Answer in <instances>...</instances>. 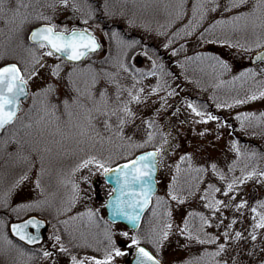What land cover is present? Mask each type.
Masks as SVG:
<instances>
[{
    "label": "rangeland",
    "instance_id": "374dc122",
    "mask_svg": "<svg viewBox=\"0 0 264 264\" xmlns=\"http://www.w3.org/2000/svg\"><path fill=\"white\" fill-rule=\"evenodd\" d=\"M38 1L41 2L42 0H37V2ZM195 1L197 3V0ZM16 2L17 0H11L12 7L16 6ZM24 2L30 3V0H24ZM75 2L80 5V7L75 10L72 7H65L64 5L59 3L55 8H53V11H47V13H49L54 22L58 25H67L69 28H71L73 26H76L77 22H82L83 27H91L94 30L95 34L104 43V48L101 52L92 56L94 58L90 57L87 60H91V62H96L102 65L105 64L106 56L107 59L108 57L111 58L113 65H116V63H118V61L113 58L112 54L111 56H109L110 53L108 54L110 39H114L115 41V37H110L109 35L105 34L107 33V29L105 27L107 25L104 24L111 23L109 17L114 19V23H116V25L127 23L125 24L127 26V32H140L144 35V38H146L147 42L156 41V43L160 45L159 47L163 51V55L161 56V59H158L156 57L157 63H163V65L165 64L167 70H163L161 72L160 78H158L159 75L155 77H148V82L143 83L142 86V88L144 89L143 93H141L143 94L142 100H140L139 102H135L133 106L137 111H142L145 109L144 111H146L147 113L154 114L159 118L165 117L164 110L170 108L171 104H175V102L177 103L180 96L179 94H177V96H175L176 94H170L172 90L171 86L164 88L163 91L159 93L153 92L152 86H155L157 84L160 85L161 80L164 77L163 75H165L167 72V76H170V73H172V69L169 70L168 67L170 66L174 58H178L179 55L175 56V52L172 51V47H164V44H166L165 37L160 36V34L157 32V29L162 25H165V23L173 22V18L179 11L181 0H107L108 8L106 13L109 17H103L101 14L103 12H99L96 13V17L102 22H98L97 20L90 21L89 18L87 24H85L83 19L81 18L88 17V5L90 3L86 0H75ZM103 2L104 0L98 1L96 3L97 5H95L93 8H95L96 11H102L101 9ZM35 6L38 7L37 4H35ZM35 6L34 3H32L27 11H34ZM80 9L81 11H78ZM191 10L192 6L190 5V9L185 15V20H191L193 22L194 19L190 12ZM199 15L200 13L198 12L197 17L194 21L199 19ZM4 17H8V19H5ZM129 18L131 20V23H129ZM132 22H135L134 26ZM139 22H147L149 24H146V27H141V24ZM150 23H154L155 25H157V28L155 26L153 29L147 28L148 26H150ZM251 23L252 21H249L247 27L238 26L235 28H233V26L229 24V27L226 28L224 35L227 37H233L235 36V33L238 32V36H241V39L245 43H251L257 37V35L253 36V27ZM20 25V16L13 17V14L11 12H0V28L4 27L9 31L7 39L4 42L0 43V45L4 46H0V58H4L6 55H17L21 58V60L26 62L28 58L31 57L32 51L25 45ZM12 28H15L14 30L17 31L13 32ZM262 31H264V29L259 30L258 33H261ZM147 33H150L151 36L148 37ZM196 39L197 38L193 39V37H191L190 41L189 38L186 40L190 42V44L188 42H185V47H187L188 51L182 52V58L181 60H178L180 62H184L186 60V55H190L196 52L204 54L203 57L201 56V64L205 68H207V70L204 74H202L201 83H204L201 85L202 87L205 86L206 83H210L212 78L211 72L213 73V71L210 70L209 66L207 65V61L208 64H210L214 60H211L208 57L219 56L228 61L229 67L227 69H224L220 65L215 63L218 67V72L217 75L213 78L216 83L218 81L220 82H218L217 84L215 83L217 88L212 89L209 93L206 92L205 95L204 92L201 91V95L210 97V100L212 102L215 101L214 105L218 108L219 112L225 113L224 116L227 118V120H229L230 118H234V121H236L237 124L239 123L240 126L238 125L237 129L238 138L244 137V139H247L249 142H252V140H254L257 145L261 146L264 149V115H261L264 114V97L257 96V98L254 100H248L246 99V96L243 95L244 98L242 97L241 99L245 100V103L232 104L231 102H229V97L233 96V91H235L233 89L236 85L237 87H239V89H243L247 85L248 87H251L252 84L255 88L258 85L260 87L259 89H261L260 91H264V83L263 85L261 84L262 81L264 82V65L253 67L250 64V56L257 49L253 48L250 51H246L243 48L232 47L228 44H221L217 42L212 43L207 42L204 39H202V41ZM121 47H123V45ZM115 48L118 52L116 56L117 58L119 56L120 50L117 48L116 43ZM190 50L193 52H190ZM143 51L144 48L141 50L138 49L133 52V54H131L132 56L130 58L128 57L129 63L131 66L137 67L138 69H151L153 55L149 53L148 56H145L143 55ZM42 53L44 57L42 63L44 64V66L40 69L39 76L33 77L28 81L30 89V95L28 98H37V96H34L33 93H35L37 89L43 88L48 82L55 81V83L59 84L61 83L60 81H62L59 80L61 79L60 77H53L51 75V72L49 73L48 71L49 69H51V66L53 64L60 63L63 60L58 57L47 56L45 49H43ZM166 56L168 57V59H165ZM183 65V63L178 65V72L184 70ZM86 66L82 67V69L86 68ZM171 68L173 67L171 66ZM248 68L255 69L256 74H248L241 77L240 73ZM173 69L175 71L177 67ZM66 70L67 72L70 71L71 67H64L62 76L66 72ZM223 71L224 75L227 74L225 78H217ZM233 77L239 78L233 80ZM85 78H87L86 72L82 73L79 76V79L81 80ZM173 84L174 79L172 85ZM254 90V93L259 92L258 87ZM193 92H195V89L194 91H192L189 86L182 87V91L180 92V94H186L183 103H181L182 109L184 110L183 112L180 111L178 115H176V113L174 112L175 119L173 123H168V143L163 145L165 151H163L159 157L160 170L158 176V194L165 197L168 201L166 210L168 213L169 209L171 210L170 220L173 225V227L169 230L168 238L162 242V246L158 250L160 251V256L164 259L165 264H182L194 253L192 252L191 248H187L185 246V241H181L182 237L180 235V229L183 227L184 220L190 213L187 208L186 201L180 202L177 200H173L171 199L168 192L169 187L172 186V178L176 176V165L177 163H179L180 157L185 155L186 153L198 154L202 157L206 156L204 157L206 160L208 157H211L213 161H216L217 165L221 167H225L228 162L232 161V159L238 158L233 150V140H235V137L231 130L233 128V124H224L223 118L214 114V116L220 117V119H202V117H200L197 112L193 111L192 106L189 105V95H195ZM149 93H151L152 96L147 98ZM97 95L99 94L97 93ZM169 96L173 98L169 102H167L165 98L168 99ZM220 104H232V106L218 107L217 105ZM37 106H39V103L36 104V107ZM40 106L41 107L38 108L40 110L39 113L31 118L33 120V122L31 123L33 129L30 132L24 135L21 134V132L19 131L20 129H16L12 130L13 132L9 136L6 135L4 137H1L0 139V200L3 199L5 193H8V200L11 204L10 206L15 207V205L17 204L30 202L36 199H44L47 201L49 213L51 215H54L56 214V211L52 206L53 201L62 202L67 198V196H75V202H73L72 199L71 203L66 205V208L62 212L63 214H70L71 217H75L77 213L86 212L87 209H93L96 214H99L100 218L104 217V215L106 217L104 204L106 203L107 198L113 190L104 181V172L99 170L96 165L91 164L87 167L79 168L78 172L75 173V182L79 185L80 188V191L77 194L73 191L72 184L65 182V175H69L74 166L78 164V158L69 157V159H66L65 156H61L62 153L60 151L63 150L64 154L69 153L72 150L74 152L84 151L86 154L90 152H97L99 151V149L97 148L100 147V143L102 142L91 140L93 138V135L91 133H89L88 136L85 137V141H83L84 137L76 135L79 129L74 128L68 124V117L64 119L65 125L62 129L57 124H54L55 114H49L45 116L42 110V105L40 104ZM161 108L162 112L160 111ZM34 111L35 110H33V112ZM31 112L32 108H30V103L27 102L22 106L20 116L24 117ZM238 113H255V115L238 116ZM77 115L81 120L84 119V114L82 112L79 111ZM102 116L103 115H99V119L96 120V124L99 125V127L94 128V131L101 132V135H105V141L109 142V137H111V135L109 130L104 128L105 119ZM118 116H122V114H118ZM118 116H116L115 118H111H114L115 121L119 122ZM41 117H43V119H41ZM27 120L23 121V124H27ZM242 124L243 127H241ZM133 128L135 130H139L137 132L138 137H136L135 140L137 143L147 139V134H144V130L142 129V127H140L139 125H132V129ZM205 129H207V131H205ZM42 132H44V134H39ZM152 143L153 142H150L143 146L147 147ZM93 146L94 148L93 150H91ZM169 146H171L170 150ZM75 147H79V149L76 150ZM129 150L131 149H128L127 151ZM30 151L33 152L34 160L36 163L33 168V164L30 163ZM40 154L43 157V162L41 163L45 168V172L41 176V187L44 189L43 192H41L40 188H38L35 184V179L38 175H40L39 170L42 165L39 160ZM64 169L67 170L65 174L63 173ZM25 173H27L28 178L20 183H17L19 177ZM85 176H87L88 179H83V177ZM94 178H97L96 182H94ZM231 179L232 176L229 172V180ZM255 180L256 179H254L253 182L254 185L257 186V195H259L260 197V195L264 194V179L257 178V180ZM251 182L252 181L248 182L246 188L239 187L240 191L235 193L234 199H231L233 194H220L219 199L223 200L225 204L235 205L239 203L241 199H244L246 197L248 189L251 188ZM253 195L254 194H252L251 197H255ZM161 203L164 204L163 201ZM33 209L35 208H30V210ZM9 210L11 211V208H9ZM28 210L29 209L21 210L18 213H20V216L23 217L24 215H26V212ZM210 214L209 218L213 221V223L209 226L210 231L214 232L225 243H230L231 240L235 242L236 240H239L244 236V243H242V240L240 239L241 244L245 247H248L249 236L252 235L249 229L251 212H248L244 205L239 209L231 206L226 209L222 207L221 209L217 210L215 217H213L212 215L210 216ZM233 217L236 218L235 223H233ZM0 219L3 220V223H0V264H17L14 263L13 257L16 256V253L22 255L24 252L23 250L19 251V248L17 247L13 248L10 246L11 244L14 245L13 242H9V238L7 235L6 227L10 218L5 215L0 216ZM152 223L150 222V224ZM217 224H219L218 227ZM225 228L228 229V234L230 237V239L228 240H225L224 237ZM106 230H111L113 232V238L116 241V245L121 247L122 249H125L124 255L115 257V264H129L133 255V249L135 247L131 244V238L139 234H134L127 227L121 224L108 225V227H105V233ZM237 231L242 233L240 238H236ZM124 232H128L129 236H124ZM231 244L233 243L231 242ZM105 248L111 250L110 242L107 238L105 241ZM113 255L115 256L114 253ZM55 256L57 255L52 254L51 256L45 257L44 264H60L58 262L59 257L61 259L66 258L62 255H59L58 258ZM71 256L72 255H67L69 259L71 258ZM86 264H94V262L86 261ZM105 264H113V262L107 261L105 262ZM230 264L233 263L230 262Z\"/></svg>",
    "mask_w": 264,
    "mask_h": 264
},
{
    "label": "snow or ice",
    "instance_id": "6c2138e0",
    "mask_svg": "<svg viewBox=\"0 0 264 264\" xmlns=\"http://www.w3.org/2000/svg\"><path fill=\"white\" fill-rule=\"evenodd\" d=\"M59 3L65 7H72L74 10L79 8L80 5L75 2V0H59ZM247 3V0H229V3L225 7V11H229L233 8H238ZM53 7L55 5H52ZM30 7V3H25L24 0H17L16 6L12 7L11 0H0V12H11L13 17H21V25L23 28L25 24H30L33 21H49L47 23H40L39 26L33 27L30 30V41L33 45L38 46L41 49L46 50V55L49 57H63V61L60 63H55L51 66L50 72L53 77H61L62 71L64 68V63L77 65L71 68L70 71L66 73V79H63L61 83L65 87V94L61 96L60 94V84L55 82L47 83L43 88H39L33 93L34 96L40 97L43 96L41 101L42 110L45 116L49 114H55V119L57 122L61 120L63 115H67L68 124L74 128H78L79 131L76 135L80 137H86L89 133L99 138V134L94 131L95 127H99L96 124L97 116H105L104 127L111 129L115 127L112 124L111 117L116 115L119 111H123V116H118L119 127L117 128V135L124 136L123 126L128 123V117H135V113L132 111L129 106L131 100L140 101L142 99L140 93H143L144 89L140 88L139 92H135L132 89H129L130 100L121 101L117 107H109L108 99V89L101 88L99 90V95H97L96 86L100 83V72L93 68L91 64H88L86 68L82 69L78 65L83 63L84 59L92 56L95 52L102 48V44L95 34L94 30L91 27H79L73 26L69 28L67 25H58L53 21L51 16H45L42 12L37 11L34 13H28L27 9ZM213 9L219 8V4H213ZM89 16L82 17L84 23L87 24L89 18H94L96 16V9L92 7L91 4L88 5ZM108 4L107 0H104L102 9L107 11ZM208 8L205 7L202 0H197V3L193 6L192 16L195 20L197 13L199 12V21H202L205 18V14L208 12ZM186 14V4L184 0H181L179 11L177 17H181ZM259 14V15H257ZM8 19V17H4ZM249 18L252 19V27L264 29V0H256L255 5L250 11L237 12L231 17L221 18L216 20L213 24L209 25V28L205 30L204 33H201V37L205 36V33L210 32L217 25L230 23L233 28L235 27H247L249 24ZM197 24H193L190 20L188 24L184 25L185 35H191L192 31L196 29ZM131 23V21H129ZM110 37H115V43L119 51V56L116 58L120 68L127 70L133 74L135 79H143L144 75L148 76H157L161 75V72L164 68L163 63H157L156 54L153 53L152 59V68L151 69H136L135 71L129 66L127 58L129 57L130 50L134 51L138 46L141 45V41L137 39H128L123 36L119 30H115L111 33H105ZM178 35V33H174ZM217 43L228 44L231 43L227 39H217ZM172 43L171 40L168 43L164 44L165 48H168ZM123 45V47H121ZM237 48H243L246 51H250L253 48L264 49V31L257 35L256 39L251 43L244 44H235ZM34 50V49H33ZM173 52H176L177 49L173 48ZM149 50L147 46H144L143 55L148 56ZM204 54L198 53L197 56H203ZM253 57L264 63V51H259L252 54ZM211 60H214L216 64L220 65L222 68L227 69L229 67L228 61L219 56H209ZM190 59V57H186ZM43 56H36L33 58L32 65L27 71V75L21 70L20 66L16 63H8L0 67V131H3L6 126H11L15 124L20 117L18 113L21 111V97L27 98L29 95L28 92V81L33 77L39 76V71L43 68L44 64ZM87 73V78L81 80L79 76L82 73ZM108 76L110 82L119 83L116 80L111 78L116 75V73L108 72L104 70ZM248 74H256L255 69L248 68L240 73V76L243 77ZM239 77H233V80L238 79ZM160 90V85L157 84L152 86V91L157 92ZM119 89L117 90V96L120 95ZM171 95H175V91L170 92ZM259 97H264V91H259L258 93H253L248 96L246 99L254 100ZM246 101L243 99L234 100V104H242ZM189 105L192 106L193 111L197 112L200 117L204 120H219L220 117L214 116L212 113H205L203 110L194 106V102L189 101ZM33 106H35V100L33 101ZM218 107H231V104L228 105H217ZM61 109L63 111H61ZM77 109L84 114V119L81 120L77 115ZM95 113V115H94ZM238 116H252L255 113H244L237 114ZM264 115V114H261ZM43 119V117H41ZM148 128H153V121L151 119L146 121ZM224 124H227V120L223 121ZM243 127V124L241 125ZM59 130V129H58ZM207 131V129H205ZM163 136L167 137L168 133H163ZM156 132L149 131L147 132V139L138 142L135 146L140 147L145 144L154 141ZM110 139V137H109ZM167 140H162L161 145L156 147L154 150L149 152H144L141 155L135 157V159H129L123 164H116L115 167L112 166L111 159H102L97 156H88L86 159L82 160L76 168H73V172L77 171L79 168L87 167L88 165H96L99 170L103 171L106 176L113 177L116 188L114 191L118 193L116 196H111L108 204L113 209L114 216L117 218H123L132 223L133 227H137L141 220L143 210L148 207L152 201V197L156 195V181L155 174L159 166V157L165 149L163 145L167 144ZM235 151L240 153L241 149L239 146V141L233 142ZM169 146V150H170ZM130 155V153H126ZM249 155H255V153H249ZM43 160V157H41ZM185 160H191V154L186 153L184 156L180 157V163L176 165L177 174L181 171L180 164ZM236 162L233 161V164ZM191 167V166H190ZM213 172H216L221 179H225L224 173L221 171L217 172L216 163L211 164ZM40 175L35 179V184L40 191L43 192L44 189L41 187V176L45 172L43 164L40 167ZM208 169L204 165H199L195 169L197 173L196 184L188 185L187 190H183V186H180L177 180V177L172 178L173 186H170L168 192L171 199L183 202L190 195H195L196 191L199 190V182L203 180V173H206ZM257 175L255 169L251 171H242L241 177H233L231 180L226 182V187L224 188L225 195L232 193L231 199L235 198V193L239 192L240 189L238 185L244 184L245 180ZM258 175L264 178V171L258 173ZM28 178L27 173L21 175L17 183H20ZM83 179H88L87 176ZM72 184L73 191L79 193V185L74 181H67ZM220 189L216 187L215 184L209 183L208 187L204 189L205 195L202 197L207 201L206 207L212 209L211 215L216 216L217 210L228 207H235L239 209L241 206L246 205L248 202L245 199H241L239 203L235 205L225 204L221 199H218L215 195H212L209 198L208 193L219 192ZM8 193L4 194L2 200H0V206L4 209L11 208L13 212H20L21 210H26L30 208H43L47 201L44 199H36L30 202L17 204L15 207H11L8 200ZM164 202L167 205V199L163 196H156V204L159 207L161 202ZM73 202H75V196L73 197ZM257 205H264V201H256ZM257 209L254 206L252 211L255 212ZM169 220L171 217V210L169 209ZM189 217L193 215L200 217V227L193 231L191 228L190 220L185 219L183 227L180 229L181 234L188 240V242L195 243H215L220 238L213 233H207L204 231L205 225H211L213 223L212 219L205 215L204 212H190ZM77 216L83 217L87 216L90 221L95 220L96 212L93 209H87L85 213H77ZM69 219H75L71 217ZM235 217L232 218L233 223H235ZM255 219V217H254ZM0 223H3V220L0 219ZM42 221L38 220L36 217H31L28 220H25L21 223H16L11 225V230L16 234V236L21 237L23 240L35 244L39 239H42L39 234H32L27 229L29 225L35 224L39 228ZM62 223L67 226L69 220H64ZM260 227H264V213L260 214V218L257 221ZM219 224H217V227ZM173 227L172 223L169 222L165 230L162 231L158 237L152 238V243L155 244L156 249L159 250L162 246V242L166 240L169 236V230ZM253 232L255 233V225L253 226ZM203 233V236L201 235ZM106 237L110 242L109 251L108 248L104 249L103 257L97 256H85L83 259L77 258L76 256L71 257V264H86V261H93L94 264H105L107 261L113 262L115 264V257L122 256L125 253V249L116 245V241L113 238V232L111 230H106ZM124 236H129L128 232L123 233ZM242 233L239 231L236 232V238H240ZM225 240L230 239L228 234V229L224 230ZM256 236L253 235L252 239H255ZM54 239L56 241H61L60 235H55ZM144 238L140 235H136L131 238V244L135 246V264H162V261L158 259L152 251L147 247L142 246L141 241ZM11 242V241H9ZM227 247L225 243H220L215 250L209 252L208 249L204 250V253L201 257H196L195 259H202L204 256L216 257L219 253L223 252ZM61 251H67L63 244L60 245ZM45 257L51 256L52 253L47 250H42ZM115 254V256L113 255ZM184 264H194L192 258L184 261ZM214 264H228L227 260H215ZM264 264V261L261 262Z\"/></svg>",
    "mask_w": 264,
    "mask_h": 264
},
{
    "label": "trees",
    "instance_id": "16d2710c",
    "mask_svg": "<svg viewBox=\"0 0 264 264\" xmlns=\"http://www.w3.org/2000/svg\"><path fill=\"white\" fill-rule=\"evenodd\" d=\"M94 1H101V0H94ZM205 7H207L209 10L208 12L205 14V18L202 21L193 20V24H197V21H199L198 26L196 27V29L194 31H192L191 35H185V29H184V25L186 23L189 22V20H185V15L187 14V11H189L190 9V5L192 6V10L190 11L192 14L193 11V6L196 4L195 0H184V3L186 4V14L181 16V17H177V14L175 15V17L173 18V22L172 23H165V25H162L161 27H159L157 29V32L160 34V36H164L165 37V43H168L169 40L172 41V43L169 45L172 48L177 49V51L175 52V56L179 57H175L174 60L172 61V67L177 69L174 71L173 68L168 67V69H172L173 74L170 73V76H167L168 72L161 76L163 77V79L161 80L160 83V90L156 93H159L161 91H163L164 88L166 87H172V90L175 91V96H177V94H179L180 98L178 99L177 103L175 102V104H171L170 108L165 109L164 110V116L163 118H159L154 114H150L147 113L146 111L142 110V111H137L135 110L133 104L135 102H138L136 100H131L130 103V107L132 109V111L136 114L135 117H128V123H126L123 126V132H124V136H120L117 135V128L119 127V122L115 121L114 118L116 116L124 115L123 111H119L116 115H113L111 118L112 124L115 126L111 129H108L110 132V141H105V135H101V132H96L99 134V138H97V136L93 135V138L91 140H96V141H101L102 143H100V147H98L97 149H99V151L97 152H90V153H85L84 151H80V152H74L73 150L69 153H63V150L61 151V156H65V158L69 159V157H77L78 158V164L86 159L88 156H97L99 158L102 159H111L112 161V165L116 164L120 161L123 160H127L131 157H133L137 152L146 149V148H156L158 146L161 145V141L162 140H167V137L163 136V133H168V123H173L174 121V112L176 113V115H178V113L181 111L183 112L184 109H182V104L184 101V97L186 94L181 95L180 92L182 91V87L183 86H189V88L195 92H193L195 95L190 96V101L194 102V106L199 108V109H205L207 110L209 107V104H207L206 102H204L203 99V95L202 92H204L206 94V92H210L212 89L217 88V86L215 85V81H214V76L217 75V70L218 67L215 64V61H212L210 64H208L207 61V65L209 66L210 70L213 71L212 74V78H211V82L210 83H206L205 86H201L204 83L202 82V74L205 73V71L207 70V68H205L202 64H201V57L199 58L197 56L198 52L196 53H192L190 55H186V57H190V59H186L184 62H180L179 60H181V55L182 52L184 51H188L187 47H185L186 43L188 41H186L189 38V41L191 40V37H193V39L197 38L196 40H200L202 41V39L206 40L207 42H212L215 43L217 39H227L229 40L231 43H228V45L235 47V44H244L245 42L241 39V36H238L239 33L236 32L235 36L233 37H227L225 36V31L226 28L229 27L230 23H226V24H221V25H217L214 29H212L210 32L205 33L204 37H201V33H204L206 29L209 28V25L213 24L216 20H219L221 18H228L231 17L232 15H234L237 12H242V11H250L253 6L256 3V0H247V3L241 7L238 8H233L229 11H225V7L227 6V4L229 3V0H203ZM32 3L38 5L34 7V11H27L28 13H34L37 11H40L43 13V15L45 16H50L49 13H47V11H53L58 4H59V0H42L41 2H37V0H30V6L32 5ZM213 4H219L220 7L213 9ZM52 5H55L54 7ZM40 6V7H39ZM32 8V7H31ZM99 12H103L101 13L103 17H109L107 16L106 11H99L97 10L96 13ZM259 15V14H257ZM89 16V14H88ZM98 21V22H102L99 19L96 18V16L94 18H91L90 21ZM109 20H111V25L110 28L108 29L109 31H107V33H111L115 30H118L115 28L114 25V19L109 17ZM130 20V18H129ZM54 21V20H53ZM131 21V20H130ZM133 21V20H132ZM249 21H252L251 18H249ZM45 22H49L46 20L43 21H33L30 24H25L23 28H21V33L23 35V39L25 41V45L32 51V55L30 58H28V60L25 62L23 60H21V58L17 55H10V56H5L4 58H0V66L4 63L10 62V61H16L20 64L21 68L24 71V74L27 75V71L29 69V67L32 65V61L33 58L40 55L43 56V49L39 48L36 45H32L29 43L28 41V34L29 31L31 30V28L37 24L40 23H45ZM141 24V27H144L146 24H149L147 22H139ZM127 23H123L124 27L126 28L127 26L125 25ZM133 26L135 24V22H132ZM252 24V23H251ZM168 25V26H167ZM132 26V27H133ZM154 26L157 28V25H155L154 23H150V26H148L147 28L153 29ZM146 27V26H145ZM15 28H12L13 32H16L17 30H14ZM168 29V30H167ZM259 30H263L260 28H253V36H256L260 33ZM119 32L121 33V31L119 30ZM139 32V31H138ZM178 33V35H174V33ZM181 32V33H180ZM122 34V33H121ZM9 35V31L6 30L4 27L0 28V43L4 42L7 37ZM123 35V34H122ZM139 35H132L129 33L128 39H137L139 41H141V45L138 46L134 51L130 50L129 52V58L132 56L131 54H133V52H135L136 50H141L144 48V46H147V49L149 50V53L151 55H153V53L156 54V57L158 59H161L159 56H157V51H156V47H159L160 45L158 43H156V41H152V42H147L146 38H144V35L141 34L139 32ZM147 36L150 37L151 34L147 33ZM195 37V38H194ZM186 42V43H185ZM109 56H113L114 59H116V56L118 54V52L116 51L115 48V41L114 39H110L109 42ZM154 43V45L152 44ZM190 44V42H188ZM1 47H4L3 45H0ZM237 48V47H236ZM34 49V50H33ZM115 51V52H114ZM190 52H193L190 50ZM92 57V56H91ZM94 58V57H92ZM179 59V60H178ZM127 61L129 63V59L127 58ZM200 61V62H199ZM111 58L108 57V59L105 56V64L100 65L99 63L96 62H91V60H86L83 63H80L78 66L80 68L91 64L93 66L94 69L98 70L100 72V83L96 86V91L99 94V90L101 88H107L108 89V99H109V107H117L119 105V103L121 101H128L130 100V96H129V89H132L135 92H139V89L142 88L143 83L148 82V75H144L143 79H135L133 77V74L128 72L127 70L120 68L118 63H116V65H113V62L111 63ZM180 62V63H178ZM184 64L183 65V71L178 72V65L180 64ZM64 67L66 68H72L74 66L77 65H72V64H68L67 62L64 63ZM129 66L135 71L136 69H138L137 67H133L130 65ZM252 66V65H251ZM104 69H106L108 72H112V73H116V75L114 77H112V80H116L119 83H112L110 82L108 76L106 75V73L104 72ZM68 70V69H67ZM66 70V72H67ZM163 70H167V67H165L164 64V68ZM162 70V71H163ZM209 71V70H208ZM50 73V69L48 71ZM66 72L63 74V76H61L59 80H63L66 79ZM216 73V74H215ZM227 74L224 75V71L220 73V75L217 77H224ZM158 78H160V75L158 76ZM174 79V84L172 85ZM186 79V81H185ZM213 79V81H212ZM51 82H55V81H51ZM61 82V81H60ZM220 82V81H218ZM217 82V83H218ZM49 83V82H48ZM216 83V84H217ZM263 81H262V85H263ZM60 84V94L61 96H63L65 94V87L64 85L61 83ZM212 87H211V86ZM211 87V88H210ZM258 90L260 91L261 89H259L260 87L257 85ZM255 87V88H257ZM253 84L251 85V87L247 86V91L252 95V93H254V89ZM119 89L120 91V95L119 97L117 96V90ZM171 90V91H172ZM202 91V92H201ZM257 91V90H256ZM147 93V91H146ZM258 93V92H256ZM141 97L143 96V94H141ZM148 95V94H147ZM152 96L151 93H149L148 97ZM146 98V99H147ZM173 97H170L168 99L165 98V100L167 102H169ZM35 100V106H33V101ZM43 100V96L37 97V98H28L27 100L24 101L23 105L26 104L27 102L30 103V108H32V112L27 114L26 116L22 117L20 116V119L13 125H11L1 136H9L10 134H12V130H16V129H20L19 131L21 132V134H27L28 132H30L33 129V126L31 125V123L33 122V120L31 119L34 115L39 113V109L41 106V101ZM142 100V99H141ZM231 102V101H230ZM39 103V106L36 107V104ZM167 105V104H166ZM33 110H35L33 112ZM61 111H63L61 109ZM77 113L80 111L79 109L76 110ZM160 111L162 112V108L160 109ZM95 115V113H94ZM139 116V117H137ZM67 117V115H63L61 117V120L59 122L56 121L54 124H57L59 127H61L62 129L64 128L65 125V118ZM105 119V116H102ZM168 117V118H167ZM27 119H31L30 121ZM97 119H99V115L97 116ZM151 119L153 121V128H148L146 121ZM168 119V120H166ZM27 120L28 123L23 124V121ZM139 125L140 127H142V129L144 130V134L146 135L147 132L149 131H154L156 132V136L154 138V141L152 144H149L147 147L142 146V147H136L135 145L137 144L136 137L137 136V132L139 130H135L134 128L132 129V125ZM96 128V127H95ZM103 128V127H102ZM101 128V129H102ZM105 128V127H104ZM107 129V128H105ZM39 134H44V132L39 133ZM236 134V133H235ZM237 135V134H236ZM235 135V140H233V142L235 141H239V146L241 149V153H243L242 155L240 153H237L235 151V147L233 144V150L235 152V154L238 156V158L232 159L231 162H228L227 165L225 167H221L219 165H217L216 161H213V159L211 157H208L207 160L202 157L199 156L198 154H191V160H185L183 163L180 164L181 166V171L179 174H177L176 172V177L178 180V183L180 186H183V190H187L188 185H195L196 184V179L195 177L197 176V173L195 172V169L197 168V166L199 165H204L208 171L206 173H203V180H201L199 182V190L196 191L195 195H190L188 196V198L184 201H186L187 204V208L189 210V212H204L206 216L209 217V214L213 211L212 209H208L206 207L207 201H205L204 199H202V197L205 195L204 193V189L208 187L209 183L215 184L216 187H218L220 189L219 192H209V198H211L212 195H215L218 199L220 198V194L224 195V188L226 187V182L229 180V172L232 176V178L235 177H241L242 176V171H251L253 169L256 170L257 175L245 180L244 184L238 185V187L240 188H246V186L248 185L249 181H252L251 184V188H247L248 189V193L246 195V197L244 198L245 200H247V204L244 205L245 208L247 209L248 212H251V217H250V222H249V229L250 232L252 233L251 236H249V240H248V247H245L241 244V240L242 243L243 238H240L239 240H236L235 242H233V240L230 241V243H225L224 241H222L221 239H219L218 241H216L215 243H204V244H200V243H195V242H188V240L182 235H181V241H185V246L187 248H191L193 255H191L188 259L192 258L194 261V264H214L215 260H227L228 264L233 263V264H261L262 261H264V227H260L259 224H257V221L260 218V214L264 213V205H257L256 201H264V194L263 195H257L258 194V189L257 186L254 185V179L257 180V178H262L258 175L259 172L264 171V149L257 145L254 142H242L240 139L237 138V136ZM83 141H85V137L83 139ZM92 143V142H90ZM89 144V143H88ZM94 144V143H92ZM104 144V145H103ZM94 146L92 147L91 150H93ZM66 149V147H65ZM76 150L79 149V147H75ZM128 149H131L129 151H127ZM30 163L33 164L32 168L34 167V165H36L35 160H34V154L32 151H30ZM126 153H130V155H126ZM249 153H255V155H249ZM200 154V153H199ZM184 156V155H183ZM240 156V157H239ZM42 155L40 154V163L43 162L41 160ZM233 161H235L236 163L233 164ZM216 163L217 165V172L221 171L224 173L225 179H221L219 175H217L216 172H213L212 168H211V164L212 163ZM180 163V160H179ZM42 164V163H41ZM77 164V165H78ZM76 165V166H77ZM71 166V165H70ZM76 166H74V168H76ZM191 166V167H190ZM73 167V166H72ZM33 170V169H32ZM67 170L64 169L63 173L65 174ZM78 172L75 171H71L69 173V175H65L66 180L67 181H71L74 180L76 181L75 178V173ZM31 174V173H30ZM29 174V175H30ZM264 179V178H263ZM255 180V181H256ZM253 183V184H252ZM173 186V184H172ZM228 194H232V193H228ZM227 194V195H228ZM252 194H254L253 196L255 197H251ZM157 196H160L159 194ZM245 196V195H244ZM259 197V198H258ZM10 203V202H9ZM11 205V204H10ZM256 207V211L253 212L252 209L253 207ZM18 214V213H17ZM14 212H11L9 209H4L2 206H0V216H16L17 215ZM18 216V215H17ZM211 216V214H210ZM154 217V218H152ZM255 217V219H254ZM186 219L190 220V224H191V228L193 231H196L199 227H200V217L193 215L192 217H188ZM150 222L152 224H150ZM171 222V220H169V214L166 210V205L165 204H160V206L158 207L156 204V197L154 200V205L151 208V210L149 211V215L147 216L146 220H145V232L147 233V237L146 238V244L150 245L152 248H154L156 251H158L155 247V244L152 243V238L153 237H158L159 234L165 230L166 225ZM255 225V233L253 232V226ZM209 226L210 225H205L204 226V231L207 233H213L214 232L209 230ZM201 235L203 236V233H201ZM216 235V234H215ZM255 235L256 238L252 239V236ZM217 236V235H216ZM148 239V241H147ZM235 239V238H234ZM221 240V241H220ZM231 242L233 244H231ZM220 243H225L227 245V247L224 249L223 252L219 253L218 256L216 257H211V256H204L202 259H195L196 257H201L202 254L204 253L205 249H208L209 252H211L212 250H215L218 245ZM160 252V251H158ZM15 263L17 264H22L20 262V260H17ZM184 264V263H182Z\"/></svg>",
    "mask_w": 264,
    "mask_h": 264
},
{
    "label": "flooded vegetation",
    "instance_id": "af4514ba",
    "mask_svg": "<svg viewBox=\"0 0 264 264\" xmlns=\"http://www.w3.org/2000/svg\"><path fill=\"white\" fill-rule=\"evenodd\" d=\"M52 206L56 211L54 215L49 213L47 204L38 212L40 217L47 220V225L42 229V239L40 241L38 240L33 244L17 240L25 253L23 263L44 264L45 256L42 250H47L57 255L55 256L57 258L59 255L66 257L64 259L59 257L58 262L60 264H71V258L69 259L67 255L76 256L81 259L85 256L102 258L105 249V227H108V220L105 215L100 218L99 214H96L95 220L92 221L87 216L80 217L74 215L75 219L73 220L69 219L71 218L70 214H63L61 212L66 206L62 205L60 201H53ZM66 219L69 220L67 226L62 223ZM30 231L33 232L34 228L30 227ZM55 235H60L61 241H56L54 239ZM13 242L15 243L14 239ZM61 244L64 245L67 251H61Z\"/></svg>",
    "mask_w": 264,
    "mask_h": 264
},
{
    "label": "water",
    "instance_id": "95a60500",
    "mask_svg": "<svg viewBox=\"0 0 264 264\" xmlns=\"http://www.w3.org/2000/svg\"><path fill=\"white\" fill-rule=\"evenodd\" d=\"M29 40H30V34H29ZM30 42H31V41H30ZM31 43H32V42H31ZM99 50H100V49H99ZM259 51H264V49H259V50L255 51L254 53L259 52ZM251 62H252L253 64H259V63H261L260 61L256 60V59L253 57V55H251ZM10 63H15V62H10ZM7 64H8V63H7ZM16 64H17V63H16ZM3 66H4V65H3ZM1 67H2V66H1ZM28 92H29V90H28ZM24 99H25L24 97H21V102H22V100H24ZM18 114H19V113H18ZM6 128H7V126H6ZM6 128H5V129H6ZM5 129H4V130H5ZM4 130H3V131H4ZM3 131H0V134H1ZM152 150H154V149H150V150L143 151V152L137 154L135 157L141 155V154L144 153V152H149V151H152ZM135 157H133V158H131V159H135ZM125 162H126V161H123V162L118 163V164H123V163H125ZM113 167H115V165H114ZM158 174H159V166H158V168H157V170H156V174H155L156 192H157V190H158V183H157V176H158ZM104 179H105V181H106L108 184H110V185L113 187V190L116 188V184H115V181H114V178H113V177L106 176L105 173H104ZM116 195H118V193H116V192L114 191L113 194H112L111 196H116ZM111 196H110V197H111ZM110 197H109V199H110ZM109 199H108V201H109ZM152 199H153V197H152ZM108 201H107V203H106V210H107V213H108V218H109V220L112 221V222H123L124 224H126L127 226H129L130 228H133V229H138V228H139L140 223H141V220H142L144 214L146 213V211L149 209V207H150L151 204H152V201H151V203L148 205V207L145 208V209L143 210V214H142L141 220H140V222H139V225H138L137 227H133V225H132V223H131L130 221L125 220V219H123V218H117V217L114 216L113 209L109 206ZM31 217H36L38 220L42 221V223L40 224L39 228H37L35 224L29 225V227H30V226H34V227L36 228V232H35L34 234H37V233H38L39 236H42L41 228L46 226V221L43 220V219H41V218L38 217L37 215H31V216H29V217H27V218H25V219H23V220L12 221V222H10V224H9V231H10L11 235H12L13 237L19 239V240H22V241H24V242L30 243V242H28V241L23 240L21 237L16 236V234L11 230V225L16 224V223H21V222H23V221H25V220L30 219ZM29 227H28V229H27L28 231H29ZM29 232H30V231H29ZM32 234H33V233H32ZM39 241H40V239H39ZM135 257H136V254H135V256L133 257V259L131 260V263H130V264H135ZM158 259H159V258H158ZM162 264H163V262H162Z\"/></svg>",
    "mask_w": 264,
    "mask_h": 264
}]
</instances>
